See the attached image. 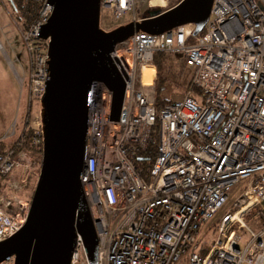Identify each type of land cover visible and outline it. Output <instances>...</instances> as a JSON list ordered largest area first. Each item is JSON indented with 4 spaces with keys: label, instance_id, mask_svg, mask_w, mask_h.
<instances>
[{
    "label": "built area",
    "instance_id": "obj_1",
    "mask_svg": "<svg viewBox=\"0 0 264 264\" xmlns=\"http://www.w3.org/2000/svg\"><path fill=\"white\" fill-rule=\"evenodd\" d=\"M53 9L40 0L21 30L31 65L29 104L39 105L46 91L50 40L40 33ZM136 9V0H101V27L113 30ZM194 30L186 24L162 34L139 31L117 44L111 56L126 85L118 121L110 119L111 91L93 84L81 183L98 238L97 264H264V229L254 232L243 219L252 212L264 217V0H214L204 32ZM155 52L183 53L200 92L158 112ZM156 122L158 153L145 180L134 159L149 147ZM31 128L29 146L43 150L41 117ZM30 160L21 143L0 148V242L27 221L33 195L22 199L26 183L15 173ZM240 182L237 211L221 215L204 253L201 228ZM236 226L251 233L245 246ZM0 264H15V255ZM70 264H91L80 234Z\"/></svg>",
    "mask_w": 264,
    "mask_h": 264
},
{
    "label": "water",
    "instance_id": "obj_2",
    "mask_svg": "<svg viewBox=\"0 0 264 264\" xmlns=\"http://www.w3.org/2000/svg\"><path fill=\"white\" fill-rule=\"evenodd\" d=\"M213 1L180 0L106 31L101 0H49L54 9L40 33L50 40L40 173L26 223L0 242V263L15 255V264H70L80 234L91 264H97L98 238L81 183L93 84L111 91L110 119L118 121L126 85L111 56L117 44L139 31L162 34L186 24L195 25L197 36Z\"/></svg>",
    "mask_w": 264,
    "mask_h": 264
},
{
    "label": "rangeland",
    "instance_id": "obj_3",
    "mask_svg": "<svg viewBox=\"0 0 264 264\" xmlns=\"http://www.w3.org/2000/svg\"><path fill=\"white\" fill-rule=\"evenodd\" d=\"M136 1L135 16L127 15L124 24L141 19L155 9H168L180 0ZM0 2V51L8 65H5L0 55V148L8 150L20 139L26 127H30V137L24 143L30 147L29 143L33 134L31 125L37 124L38 116L41 117V103L39 105L28 103L31 65L29 52L22 40L21 30L24 26L20 22V14L14 8L12 1L0 0ZM168 57V64L171 66L167 70L170 77L166 92L168 97L176 100L195 92L194 89L196 88L199 90V87L193 84V69L185 65L184 59L178 54H169ZM157 81L158 72L155 88ZM41 160L42 158L38 159L36 154H31L30 163L15 173L16 179L26 183L25 188L19 191V195L24 200L34 193L40 173ZM244 188V182L236 184L229 192V199L223 209L219 211L213 221L201 228L198 240L201 243L204 242L206 252L213 244L216 223L227 210L234 211L237 208L235 201ZM243 219L254 232L258 233L264 229V217L262 215H256L253 212L246 213L243 215ZM235 229L241 237V246H245L251 239L250 231L247 228L240 229L238 226Z\"/></svg>",
    "mask_w": 264,
    "mask_h": 264
},
{
    "label": "trees",
    "instance_id": "obj_4",
    "mask_svg": "<svg viewBox=\"0 0 264 264\" xmlns=\"http://www.w3.org/2000/svg\"><path fill=\"white\" fill-rule=\"evenodd\" d=\"M12 3H13L14 8L20 14L19 18H20L21 24L24 26V28L28 27L36 16L37 10L40 6V0H12ZM189 42H194V38L193 37L190 38ZM169 54H178L184 59L185 65L189 67L190 69H193V67L188 65L186 56L183 53H180V52H155L154 53L153 62L158 72V81L156 85L157 87L155 88V106L158 112L167 103H170L173 101L171 98L168 97L166 93L169 82H170L169 81L170 77L168 76L169 73L167 72V70L170 69L171 67L168 64ZM193 72H194V69H193ZM194 90H195V93L200 92V89L198 90L196 88ZM158 127H159L158 122H156L153 128L152 138H151L149 147L145 151H142L138 155H136L134 159L137 170L139 171L141 177L144 178L145 180H149L151 168H152L153 162L158 153V140H159ZM29 133L30 131L28 127H26L24 129L23 135L14 145H16L17 143H21L22 148H25L30 154H36V156H38V159H41L42 158V146L38 148L31 147V146L28 147L26 146V143H24L25 140L29 139L30 137ZM236 211L237 209H235L233 212H236ZM204 253H206V251Z\"/></svg>",
    "mask_w": 264,
    "mask_h": 264
},
{
    "label": "crops",
    "instance_id": "obj_5",
    "mask_svg": "<svg viewBox=\"0 0 264 264\" xmlns=\"http://www.w3.org/2000/svg\"><path fill=\"white\" fill-rule=\"evenodd\" d=\"M173 6H174V5H173ZM165 10H166V9H165ZM0 55H1L2 61L5 63L6 66H8L7 63H6V61H5V59H4V57H3V54H2L1 51H0ZM7 68H9V67H7ZM8 70H9V69H8ZM11 76H12V74H11Z\"/></svg>",
    "mask_w": 264,
    "mask_h": 264
}]
</instances>
